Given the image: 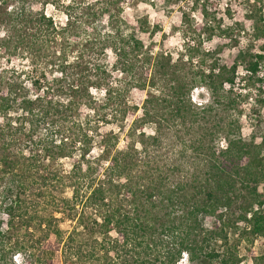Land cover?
I'll return each instance as SVG.
<instances>
[{
	"label": "trees",
	"instance_id": "trees-1",
	"mask_svg": "<svg viewBox=\"0 0 264 264\" xmlns=\"http://www.w3.org/2000/svg\"><path fill=\"white\" fill-rule=\"evenodd\" d=\"M141 2L180 9L182 50ZM220 2L0 0V264H241L231 228L264 237V28L223 62Z\"/></svg>",
	"mask_w": 264,
	"mask_h": 264
},
{
	"label": "rangeland",
	"instance_id": "rangeland-1",
	"mask_svg": "<svg viewBox=\"0 0 264 264\" xmlns=\"http://www.w3.org/2000/svg\"><path fill=\"white\" fill-rule=\"evenodd\" d=\"M157 6L141 2L138 6L127 5L125 8V17L129 20L148 14L150 20L156 19L159 22L161 30L153 36L143 34L144 39L150 43L152 40L156 43V50L163 47L170 48L174 52H179L184 46V35L181 31V12L178 7L173 9L167 4L157 2ZM167 5V6H166ZM216 21L222 25V28H228L229 36L222 34L215 36L213 42L205 43L209 47L220 45L222 52L220 57L223 62L231 63L237 56L239 49L246 48L251 40L252 25L255 20L260 27L264 28V0H221L216 6ZM171 9V10H170ZM48 13H53L57 19L64 21L65 17L59 13L52 5L46 7ZM195 20L201 21L202 15L199 11L194 13ZM153 37V38H152ZM264 44V38L253 41V48L260 49ZM22 65H28L26 60L17 61ZM243 73L242 69L240 70ZM193 99L196 102H207L210 99V93L207 89H198L193 93ZM134 100L140 103L144 97L143 92L134 90ZM243 132L248 134L253 125L252 120L242 118ZM264 191V183L261 186ZM206 226H212V219L209 216H203ZM241 225L233 227L230 230V241L236 244L237 250L243 257L241 264H253L252 255L264 251V237L254 238L253 241L248 238L240 237ZM14 261L20 263L23 261L22 255H15ZM178 264H190L187 257H184Z\"/></svg>",
	"mask_w": 264,
	"mask_h": 264
},
{
	"label": "clouds",
	"instance_id": "clouds-1",
	"mask_svg": "<svg viewBox=\"0 0 264 264\" xmlns=\"http://www.w3.org/2000/svg\"><path fill=\"white\" fill-rule=\"evenodd\" d=\"M3 35V33L2 32H0V36H2Z\"/></svg>",
	"mask_w": 264,
	"mask_h": 264
}]
</instances>
